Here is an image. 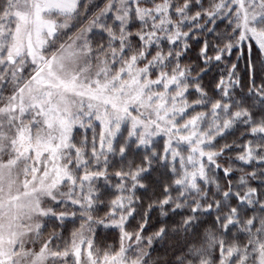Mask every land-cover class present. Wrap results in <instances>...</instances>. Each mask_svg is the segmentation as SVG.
<instances>
[{"label": "snow or ice", "instance_id": "obj_1", "mask_svg": "<svg viewBox=\"0 0 264 264\" xmlns=\"http://www.w3.org/2000/svg\"><path fill=\"white\" fill-rule=\"evenodd\" d=\"M0 264H264V0H0Z\"/></svg>", "mask_w": 264, "mask_h": 264}]
</instances>
